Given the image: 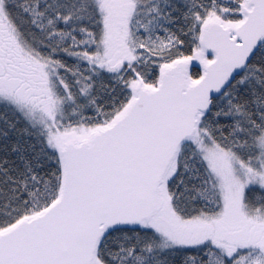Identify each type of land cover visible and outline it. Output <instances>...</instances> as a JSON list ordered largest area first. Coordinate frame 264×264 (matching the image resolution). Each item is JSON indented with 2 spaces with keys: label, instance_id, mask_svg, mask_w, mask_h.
<instances>
[{
  "label": "snow or ice",
  "instance_id": "1",
  "mask_svg": "<svg viewBox=\"0 0 264 264\" xmlns=\"http://www.w3.org/2000/svg\"><path fill=\"white\" fill-rule=\"evenodd\" d=\"M0 264H264V0H0Z\"/></svg>",
  "mask_w": 264,
  "mask_h": 264
}]
</instances>
